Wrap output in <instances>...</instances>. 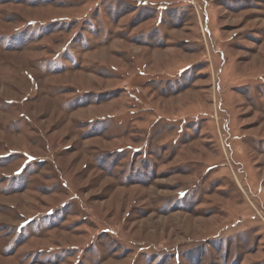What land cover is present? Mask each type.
Wrapping results in <instances>:
<instances>
[{"label": "rangeland", "instance_id": "obj_1", "mask_svg": "<svg viewBox=\"0 0 264 264\" xmlns=\"http://www.w3.org/2000/svg\"><path fill=\"white\" fill-rule=\"evenodd\" d=\"M0 264H264V0H0Z\"/></svg>", "mask_w": 264, "mask_h": 264}]
</instances>
